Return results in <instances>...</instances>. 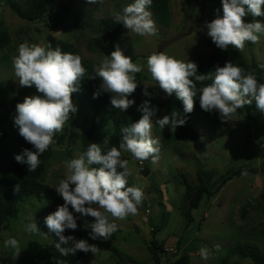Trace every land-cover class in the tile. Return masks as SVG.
I'll return each instance as SVG.
<instances>
[{"label":"rangeland","instance_id":"rangeland-1","mask_svg":"<svg viewBox=\"0 0 264 264\" xmlns=\"http://www.w3.org/2000/svg\"><path fill=\"white\" fill-rule=\"evenodd\" d=\"M23 10H28L30 0H16ZM57 9L46 14L40 22L20 17L7 0H0V28L9 32L10 43L0 50V172L15 151L19 128L15 125L16 105L26 96L40 95L35 86L21 87L12 65L13 57L18 54V46L25 41L30 44H48L49 29L46 22L57 17L61 11L69 12L63 24L52 33L61 40L75 43L78 55L98 66L106 56H110L118 44L125 56L133 63L143 66L136 73L138 87L129 99L135 105L127 111L144 114L141 106L148 101L154 110L152 135L160 140L159 159L156 163L149 160L141 162L131 153L122 152V159L129 161L132 175L128 186L135 185L145 193L142 205L136 215L116 220L118 231L109 240H92L91 229L84 227L83 239L95 244L99 250L86 253L88 264H169L187 252L191 264H252L251 259L242 254L229 255V251L239 242H251L264 251V114L259 115L256 103L251 104L255 119L248 117L245 107L236 113L231 121L221 120L218 112H209L202 124L197 127L201 140L177 138L169 126L161 129L156 121L170 115L167 99L170 97L158 86L147 69V58L153 53L163 52L178 60L195 62L206 57L214 50L208 44L206 22L222 16V0H169L170 22L163 25L153 11L157 32L155 35L140 36L125 27L119 36L112 40L104 39V20L113 19V13L134 0H102L89 4L88 0H57ZM246 23L264 20L251 14L244 17ZM259 43L245 42L241 52L231 46V53L252 68H264V34H259ZM102 83L97 78V88ZM149 95H145V88ZM15 102L6 120H2L6 108L1 103ZM78 111L66 122L63 131V144L55 141L53 154L47 163L43 182L54 190L59 181L67 174L66 161L85 152L81 135L95 128L94 142H107L112 130L110 120L103 113L76 102ZM248 164L247 175L235 176L214 196H205L199 206L190 210L187 186L194 189L201 184V174L212 172V182L228 169ZM150 169L144 176L142 169ZM205 178V177H204ZM56 191V190H55ZM51 204L49 195H31L18 204L17 216L9 219V226L0 234V264H20L25 259L35 257L43 248L55 243L56 236L49 233L44 223L47 208ZM96 207V206H95ZM192 213L188 219L185 214ZM165 218L162 221V218ZM29 218L35 219L42 234H28L24 225ZM94 218L86 217V222ZM163 225L156 238L164 243L165 257L161 262L152 259L148 248L153 228ZM153 227V228H152ZM16 238L22 252L18 257L14 249L5 248L4 241ZM219 245V248L216 246ZM201 247L209 250V259L203 260L199 254Z\"/></svg>","mask_w":264,"mask_h":264},{"label":"clouds","instance_id":"clouds-1","mask_svg":"<svg viewBox=\"0 0 264 264\" xmlns=\"http://www.w3.org/2000/svg\"><path fill=\"white\" fill-rule=\"evenodd\" d=\"M98 2L102 0H88L89 4ZM152 3L153 0H134L122 12L113 13V19L131 33L155 35L156 24L148 10ZM222 10V16L217 15L211 22H206L207 35L218 48L226 51L232 46L242 52L246 41L259 43V34H264V24L255 20L246 23L244 17L249 14L264 16V0H222ZM12 65L19 85L35 86L40 93L26 96L22 103L16 105L14 120L19 134L35 149H24L15 159L33 172L41 163L40 155L55 143V135L62 132L66 122L77 113L72 97L80 90L86 69L80 55L62 52L59 47L53 49L51 44H30L27 41L18 46ZM147 69L164 93L168 96L175 94L182 101L184 113L193 112L194 97L198 93L200 107L206 112H218L224 122L231 121L238 109L251 105L253 101L257 109L264 112V83H258L253 73L245 74L243 68L231 61L223 67L217 65L214 77H210L209 74H198L195 62L181 61L160 52L147 58ZM142 70L143 66L133 63L117 44L110 56L105 55L95 68L92 79L98 77L102 83L94 98L110 93L111 104L120 112H126L135 105V100L129 97L138 87L135 74ZM191 78L199 82L212 78V83L197 89ZM144 94L149 95L147 85ZM141 110L144 113L141 119L121 128L119 148L111 147L105 153L100 144L90 143L85 152L66 161L67 174L55 187L64 203L44 219L49 233L58 238L55 248L61 256L75 255L78 251L95 254L99 250L86 239L65 235L66 230L78 229L80 217L94 218L92 222L85 223V228L91 229L90 238L106 241L118 231L116 220L136 215L138 206L142 205L145 193L135 185L128 186L132 173L129 161L121 158L122 152H128L141 162L151 158L152 163H156L159 159L160 140L152 135L154 110L148 101L144 102ZM156 123L161 129L169 126L175 133L186 120L174 111ZM19 188L20 185H16L15 191L18 192ZM70 207L80 216L74 215ZM24 230L28 234L48 235L41 232L37 221L32 218L24 225ZM4 247L14 249L16 257L22 252L19 241L14 237L6 239ZM199 254L203 260L209 259L207 247H201Z\"/></svg>","mask_w":264,"mask_h":264},{"label":"trees","instance_id":"trees-1","mask_svg":"<svg viewBox=\"0 0 264 264\" xmlns=\"http://www.w3.org/2000/svg\"><path fill=\"white\" fill-rule=\"evenodd\" d=\"M10 3L12 9L22 18L28 19L33 22H40L42 18L57 9V0H30L28 5V10H23L17 3L16 0H7ZM155 13L156 19L163 25H168L170 22V8L169 0H153L151 5ZM68 11V9H67ZM61 11V13L55 17V19L46 22L45 26L49 29L48 34V44H51L52 48L59 47L62 52L73 53L78 55V48L75 43L64 41L56 37L52 31L58 29L60 25L63 24V20L69 12ZM260 19L264 20V16H260ZM104 39L106 41H112L116 39L124 26L118 24L114 19L104 20L102 22ZM9 32L6 29L0 28V50L4 49L10 43ZM209 45H213L215 48L213 52L206 57L199 58L195 63L198 65V74L210 75L214 77L216 66L219 65L223 67L226 62L231 61L235 66H239L245 70V74L248 72L253 73L258 83H264V68L251 67L243 60L237 59L231 53V46L228 50H221L218 48L213 41H207ZM82 64L86 69L85 75L81 81L80 90L73 93V102H80L84 105L91 107L97 113H103L110 120L112 126V132L107 140L101 144L103 152H107L111 147L119 148V144L122 139L121 128L129 126L142 118L141 113L126 111L120 112L111 104V94L102 93L98 98H94V93L97 91V78L92 79L95 75L96 66L89 60L82 59ZM194 80V78H191ZM197 89L207 86L212 83V78L206 79L203 82L195 81ZM167 107L169 113L177 112L180 117L186 120L183 126H178L175 131V137L177 138H187L192 140H201V134L197 130V127L202 124L204 116L209 112L204 111L200 107L199 103V93L194 97V110L191 113H184L183 103L181 100L177 99L175 94L167 99ZM15 102L11 104L1 103V106L6 108V112L2 120H6L7 116L14 108ZM248 117L255 119L251 111V105H245ZM256 107V105H255ZM257 108V107H256ZM243 108L238 109L237 113H240ZM264 112L259 111V115H263ZM73 115L71 116L72 119ZM95 128L84 131L79 137H81L84 144L85 151L87 150L90 143L94 142ZM55 141L59 144H63L66 135L56 134L54 137ZM24 149H30L35 151L33 146L25 141V139L20 135L17 139L15 145V151L11 155L8 162L4 163L1 167L0 172V234L4 229L9 226V219L17 216L18 214V204L23 201L27 196L31 195H49L51 197V204L47 208V216L57 210L58 206L64 203L63 198L49 185L43 182L44 175L46 172V167L49 159L53 154V145L40 155L39 159L41 161L39 167L33 172L28 170L26 164L18 163L15 159L16 155L22 154ZM250 170L248 164L240 165L228 169L224 174H222L218 179L212 182V172L204 173V177L201 174V184L196 189L195 193L190 197V192L194 189L193 186H187V194L190 199V210L197 208L203 198L207 196H214L219 192L229 181H231L235 176L242 175L244 172ZM16 185H20L19 191H15ZM95 207V205H94ZM70 211L73 214L80 216V214L75 213L70 207ZM188 219H192L193 215L190 212L185 214ZM164 217L162 221H164ZM86 217H80L77 220L78 229L66 230L65 235H73L77 239H83L84 227H85ZM153 228V227H152ZM163 229V225H157L153 228L152 237L149 239L148 248L151 253L152 259L156 262H161V259L165 257L167 253L164 249V243L160 242L156 238V234ZM57 237L55 243L57 242ZM55 243L51 246L43 248L35 257L27 258L20 264H88V257L86 253L78 251L75 255L61 256L60 253L55 248ZM236 254H242L243 257L251 259L252 264H264V251L256 244L251 242H239L233 248L230 249L229 255L234 256ZM169 264H191L190 255L187 252H183L178 256L173 262ZM224 264H229L227 260Z\"/></svg>","mask_w":264,"mask_h":264},{"label":"water","instance_id":"water-1","mask_svg":"<svg viewBox=\"0 0 264 264\" xmlns=\"http://www.w3.org/2000/svg\"><path fill=\"white\" fill-rule=\"evenodd\" d=\"M5 138H6L5 135L4 136H0V141L4 140ZM142 173H143L144 176L147 177L150 174V169L143 168L142 169Z\"/></svg>","mask_w":264,"mask_h":264}]
</instances>
